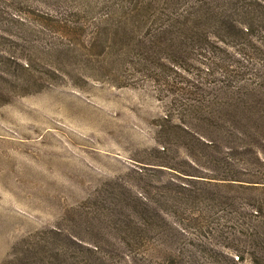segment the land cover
<instances>
[{
    "label": "rangeland",
    "instance_id": "obj_1",
    "mask_svg": "<svg viewBox=\"0 0 264 264\" xmlns=\"http://www.w3.org/2000/svg\"><path fill=\"white\" fill-rule=\"evenodd\" d=\"M0 264H264V0H0Z\"/></svg>",
    "mask_w": 264,
    "mask_h": 264
},
{
    "label": "trees",
    "instance_id": "obj_2",
    "mask_svg": "<svg viewBox=\"0 0 264 264\" xmlns=\"http://www.w3.org/2000/svg\"><path fill=\"white\" fill-rule=\"evenodd\" d=\"M96 249H97V248H96ZM91 251H92V249H91ZM93 252H94V249H93ZM241 257H242L241 255L237 256L238 259L241 258Z\"/></svg>",
    "mask_w": 264,
    "mask_h": 264
}]
</instances>
